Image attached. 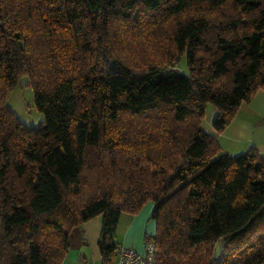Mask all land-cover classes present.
<instances>
[{"label":"trees","instance_id":"1","mask_svg":"<svg viewBox=\"0 0 264 264\" xmlns=\"http://www.w3.org/2000/svg\"><path fill=\"white\" fill-rule=\"evenodd\" d=\"M169 20L170 51L147 67L108 53L114 26L151 39ZM24 77L38 127L8 105ZM259 89L264 0H0V264H62L96 216L115 264L122 214L147 202L152 264H264V156L228 154L203 128L209 103L220 132Z\"/></svg>","mask_w":264,"mask_h":264},{"label":"crops","instance_id":"2","mask_svg":"<svg viewBox=\"0 0 264 264\" xmlns=\"http://www.w3.org/2000/svg\"><path fill=\"white\" fill-rule=\"evenodd\" d=\"M216 114L217 111L213 117ZM212 122L209 133L217 137L224 152L238 155L255 147L264 156V89L257 90L249 101L241 103L235 117L222 131L217 132ZM153 209L154 203L147 202L139 213L130 216L126 233L119 240L121 246L144 251L145 234L156 233V221L151 219ZM101 224V217L96 216L70 230L69 251L62 264H101L98 246ZM117 261L118 255L115 264Z\"/></svg>","mask_w":264,"mask_h":264},{"label":"rangeland","instance_id":"3","mask_svg":"<svg viewBox=\"0 0 264 264\" xmlns=\"http://www.w3.org/2000/svg\"><path fill=\"white\" fill-rule=\"evenodd\" d=\"M164 26H158V32L161 33L159 35L161 42L159 43L153 39L155 34L158 32L154 33L151 39H146L141 35L135 34V30L131 29L129 25L120 23L114 26L115 31L112 29L108 33L107 37L110 40V44L108 46V50L110 52L108 53L113 55L115 58L121 59L134 69L141 70L147 67V64L152 60L158 58L161 55V52L168 53L170 51L169 37L172 33L171 20L165 22ZM103 61L104 60H102V63ZM180 69L185 72L188 71L186 59H183L181 62ZM8 105L27 127H38L44 120V114L37 110L34 105V89L32 84L29 83V79L27 77H24L12 90L8 98ZM215 111H217L216 105L209 103L207 105V112L203 122V128L207 132L212 131V127H210V125L214 118L213 116ZM131 122V118L125 117L122 122L123 125L121 126V130L125 132L126 129L130 130L128 132L130 135L129 137H131ZM132 125L135 126L134 122H132ZM125 154L126 158L131 160V163L138 158L136 153H133L132 151L130 152L128 149L125 150ZM140 162L144 163L142 160ZM130 216L131 214L128 213L122 214L116 235L118 240L123 239ZM228 250L227 246H224V242L220 241L217 243L215 255L216 257H219L220 255L227 253Z\"/></svg>","mask_w":264,"mask_h":264},{"label":"built area","instance_id":"4","mask_svg":"<svg viewBox=\"0 0 264 264\" xmlns=\"http://www.w3.org/2000/svg\"><path fill=\"white\" fill-rule=\"evenodd\" d=\"M154 243H146L144 251L140 252L131 247L121 246L117 264H152L154 260Z\"/></svg>","mask_w":264,"mask_h":264}]
</instances>
